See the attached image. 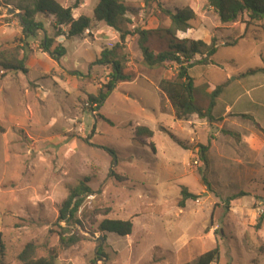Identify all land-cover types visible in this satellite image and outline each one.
<instances>
[{"label":"rangeland","instance_id":"rangeland-1","mask_svg":"<svg viewBox=\"0 0 264 264\" xmlns=\"http://www.w3.org/2000/svg\"><path fill=\"white\" fill-rule=\"evenodd\" d=\"M57 1L72 6L75 0ZM96 3L80 0L73 17L92 18ZM126 5L127 28L149 30L147 44L154 52L166 50L169 43L164 30L170 20L161 9L192 8L190 28L176 36L207 44L214 38L217 44L213 64L188 69L195 101L206 107L201 92L206 81H227V94L212 110L214 121L195 114L176 120L156 85L160 78L175 77L177 65L144 64L133 33L126 36L123 50L124 72L131 79L117 83L96 108L89 95L103 88L110 68L94 60L103 47L118 41V34L93 20L82 36L55 37L65 54L53 59L38 48L42 31L25 37L17 14L1 8L0 50L17 46L20 56L27 50V72L0 68L3 262L21 264L17 253L34 242L39 256L55 255V264H180L215 246V264H264V134L229 111L226 117L235 118L222 122L223 98L232 113L247 109L262 121L264 105L247 102L264 89L250 90L253 81L239 74L264 67V19L246 26L242 15L222 23L207 0H126ZM39 19L47 35H54L52 17ZM136 125L149 127L152 137L136 138ZM199 144L209 145L207 166L198 158ZM105 148L114 151V161ZM85 177L92 192L72 219L57 223L62 201ZM182 186L197 197L179 207ZM239 192L244 194L228 200ZM104 218L131 220V233L100 231ZM60 233L81 239L63 246Z\"/></svg>","mask_w":264,"mask_h":264},{"label":"trees","instance_id":"trees-1","mask_svg":"<svg viewBox=\"0 0 264 264\" xmlns=\"http://www.w3.org/2000/svg\"><path fill=\"white\" fill-rule=\"evenodd\" d=\"M144 3L148 4L149 0H144ZM79 4L80 0H75L72 6H63L57 0H0V9L11 5L15 10L20 11L21 21L19 22L23 27L25 37H35L38 30L42 31L44 35L38 43V48L42 52L49 53L53 59H58L65 54V47L61 43L55 44V37L60 36L64 39H69L82 36L86 30L91 28L93 20L103 22L105 26L118 34V41L111 47H103L98 57L94 60L95 64L110 68L108 80L103 84V88L99 90L97 95H89V102L94 103L96 108L100 106L117 83L131 79V75L124 72L126 57L123 50L126 36L135 33L138 35L137 46L144 64L152 67L165 61H171L177 65L175 77L160 78L156 85L162 98L168 101L174 118L176 120H188L191 115L195 114L209 122L214 121L212 110L215 107L216 98L223 91L225 83L215 84L206 81L203 84L201 92L207 100V105L202 107L195 101L196 87L193 78L188 73V69L196 64H213L210 57L216 51V39L212 38V41L207 44L200 39L194 40L176 36L177 31H185L190 28V21L195 18V12L192 8L186 6L174 11L168 8L161 9L170 20V25L164 30L169 38V43L166 50L154 52L147 44L149 30L135 29V31H130L127 28L126 24L129 20L127 19L128 7L126 0H97L93 8L92 18L83 14L73 17L72 9L77 8ZM207 6L213 10L222 23L237 21L242 15L247 17V20L244 21L246 26L264 19V0H207ZM41 16L52 17V27L55 29L54 35H47L44 24L39 19ZM235 42L236 40H233L227 44ZM20 50L21 48H17V46L12 49L0 50V68L5 71L27 72L25 65L27 50L23 48L22 56H20ZM194 55H201V57L191 61ZM262 71H264V67L248 69L243 74H253ZM242 116L252 120L249 115L244 114ZM256 126L264 134L263 129L257 124ZM152 134V130L147 126L136 125L134 128V136L136 138H151ZM174 140L179 146L187 148L184 147L181 141ZM208 148V144L198 145L197 155L204 166L208 165ZM105 149L112 155V160L114 161V151L109 148ZM85 180H87V177L73 187L68 196L62 201L58 209L57 223L72 219L83 197L92 192ZM243 194V192L233 194L228 200L240 197ZM196 197L197 195L188 192L186 187L182 186L178 206L184 207L187 199H195ZM261 219L262 216L259 220ZM98 228L103 232L126 236L132 231V222L129 219L104 218L100 221ZM80 239V235L75 233L70 235L60 233L59 235V243L63 246L74 244ZM4 250L5 245L0 233V264H5L3 262ZM37 250L38 247L34 242H27L17 253L16 259L21 264H55V255L53 253L49 252L46 256H39ZM218 257V247L215 246L198 255L193 261L180 264H215Z\"/></svg>","mask_w":264,"mask_h":264},{"label":"crops","instance_id":"crops-1","mask_svg":"<svg viewBox=\"0 0 264 264\" xmlns=\"http://www.w3.org/2000/svg\"><path fill=\"white\" fill-rule=\"evenodd\" d=\"M18 17V16H17ZM248 70V69H247ZM244 72H242L241 74H239V76H242L241 78H242V80H247V79H249V80H251V81H253V83H252V85H251V88H250V90H252V91H256V90H261V89H264V72L262 71V72H256V73H253V74H243ZM235 78H237V77H234V78H232V79H235ZM222 83H225L226 85L224 86V88H223V91H222V93H221V95L219 96V98L217 99V101H216V105H215V107L214 108H216L217 107V105H218V101L220 100V98L222 97V94H224V96H225V94H227L226 93V91L228 90V88H229V86H230V83H227V81H225V82H222ZM249 90V91H250ZM253 96V98H250L249 99V101L247 102V103H249V104H253V105H264V91H257L254 95H252ZM226 100L227 99H222V105H223V109H222V111H224L222 114V116H224L223 117V119H222V122H225V121H228L230 118H235V116L233 117V116H231L230 118H227L226 117V112H228L229 111V113H231V114H236L237 115V117L238 116H242V115H249L251 118H252V120L250 119V118H247V117H245L249 122H250V124H251V126H252V128H253V130H254V132H258L259 134H262V132L257 128V127H255L256 125L255 124H257L261 129H263V131H264V124L262 123V121L264 122V116H263V118H262V121L261 120H259L258 119V116L256 115V114H253V113H251V112H249V110H247V109H245V110H240V112H238V113H232L230 110H231V106H229L227 103H228V101L226 102ZM213 112V111H212ZM213 114V113H212ZM236 117V118H237ZM236 126H237V128L239 129V128H241V127H243V126H241V124H238V123H236L235 124ZM217 127H218V125H217ZM256 130V131H255Z\"/></svg>","mask_w":264,"mask_h":264},{"label":"water","instance_id":"water-1","mask_svg":"<svg viewBox=\"0 0 264 264\" xmlns=\"http://www.w3.org/2000/svg\"><path fill=\"white\" fill-rule=\"evenodd\" d=\"M7 11H8V13H11V14H17L19 21H21V14L19 12H16L13 7L8 6ZM102 241H103V238H101V242Z\"/></svg>","mask_w":264,"mask_h":264}]
</instances>
